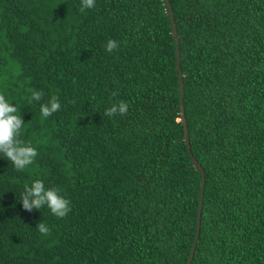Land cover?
I'll list each match as a JSON object with an SVG mask.
<instances>
[{"label":"trees","instance_id":"16d2710c","mask_svg":"<svg viewBox=\"0 0 264 264\" xmlns=\"http://www.w3.org/2000/svg\"><path fill=\"white\" fill-rule=\"evenodd\" d=\"M169 2L178 44L164 0H0V94L38 152L23 171L0 155V264H188L202 176L180 73L206 173L192 264H264V0ZM38 179L65 218L23 209Z\"/></svg>","mask_w":264,"mask_h":264},{"label":"clouds","instance_id":"9594fccd","mask_svg":"<svg viewBox=\"0 0 264 264\" xmlns=\"http://www.w3.org/2000/svg\"><path fill=\"white\" fill-rule=\"evenodd\" d=\"M95 7V0H81L80 12ZM119 47V43L109 39L106 44V51L111 53ZM118 93H113L117 95ZM44 96L42 91H32L31 101H40ZM30 101V102H31ZM75 104V99L68 101ZM61 104L59 97L52 95L50 100L40 105L41 115L46 119L59 111ZM129 105L126 101L120 100L105 109V115L113 117L126 115ZM18 109L10 104L4 94H0V155L12 163L16 171H23L32 165L38 156L37 149L22 138V129L25 125L21 115L17 114ZM21 204L24 210L32 212L47 206L51 214L57 218H65L71 211V201L61 195L57 187L46 189L42 180H35L31 186H25L21 195ZM36 229L42 235H49L50 229L42 221Z\"/></svg>","mask_w":264,"mask_h":264},{"label":"water","instance_id":"95a60500","mask_svg":"<svg viewBox=\"0 0 264 264\" xmlns=\"http://www.w3.org/2000/svg\"><path fill=\"white\" fill-rule=\"evenodd\" d=\"M164 4L166 6V10L170 15V21L172 23V34L175 37L176 44H178V35H177V30H176V21L174 20V14L172 7L170 5L169 0H164ZM176 57H177V68L180 71V60H179V52L177 50L176 52ZM179 81H180V114H181V121L184 122V140L187 143V148L189 155L193 161V163L199 168L202 176V183H201V191H200V206H199V211H198V225H197V231H196V236H195V241L191 250V254L189 257V262L188 264H192L193 258L195 256L196 248L198 245L199 241V236H200V230H201V215H202V210H203V202H204V189H205V184H206V173L202 167V165L195 159L193 153H192V147L190 144V137H189V132H188V127L185 123V113H184V83H183V75L180 73L179 74Z\"/></svg>","mask_w":264,"mask_h":264}]
</instances>
